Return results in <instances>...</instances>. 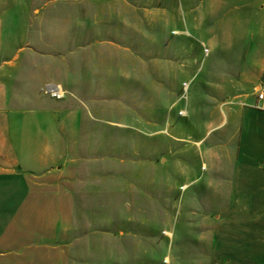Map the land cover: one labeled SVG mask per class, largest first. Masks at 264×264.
Wrapping results in <instances>:
<instances>
[{"label": "rangeland", "instance_id": "374dc122", "mask_svg": "<svg viewBox=\"0 0 264 264\" xmlns=\"http://www.w3.org/2000/svg\"><path fill=\"white\" fill-rule=\"evenodd\" d=\"M262 4L0 0L7 52L62 87L42 100L80 117L72 244L83 264H207L193 248L216 207L210 182L236 150L230 115L253 107L239 69Z\"/></svg>", "mask_w": 264, "mask_h": 264}, {"label": "crops", "instance_id": "0c3cea01", "mask_svg": "<svg viewBox=\"0 0 264 264\" xmlns=\"http://www.w3.org/2000/svg\"><path fill=\"white\" fill-rule=\"evenodd\" d=\"M4 9L0 5V264H83L76 255L83 247L72 244L80 117L42 100L50 82L14 62ZM248 24L239 80L254 90V105L255 89L264 86V0ZM236 110L230 115L231 123L240 121L232 164L210 182L216 207L193 248L206 252L207 264H264V112Z\"/></svg>", "mask_w": 264, "mask_h": 264}, {"label": "built area", "instance_id": "2783aa9c", "mask_svg": "<svg viewBox=\"0 0 264 264\" xmlns=\"http://www.w3.org/2000/svg\"><path fill=\"white\" fill-rule=\"evenodd\" d=\"M44 92L55 99H62L64 97V91L58 84H47L44 87ZM253 107L264 112V86L255 89V103Z\"/></svg>", "mask_w": 264, "mask_h": 264}]
</instances>
